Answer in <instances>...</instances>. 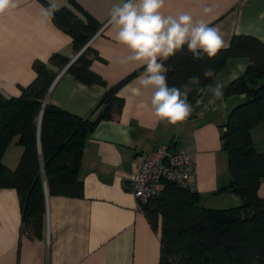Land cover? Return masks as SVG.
<instances>
[{
  "label": "crops",
  "instance_id": "1",
  "mask_svg": "<svg viewBox=\"0 0 264 264\" xmlns=\"http://www.w3.org/2000/svg\"><path fill=\"white\" fill-rule=\"evenodd\" d=\"M72 2L99 24L88 43L91 52L87 56L91 69L107 87L86 85L68 72V66L50 63L55 55L71 63L88 45L77 51L73 39L51 17L44 16L49 0H21L17 8L0 14V96L20 97L37 78L34 65L42 62L56 75L46 103L87 119L110 87L137 75L119 90L123 108L113 113L112 119L101 121L87 139L79 168L83 196L47 193L39 234L25 225L17 191L0 189V264H159L162 221L153 228L139 208L131 178L148 153L173 143L192 155L195 176L191 185L201 195L204 207H243L237 194L219 193L231 180L229 156L222 141L225 125L229 113L245 102L244 96L224 99V94L233 81L244 76L251 62L244 57L229 59L210 83H223V98L202 94L189 118L172 125L158 120L151 107L152 90L138 83L143 66L119 63L131 53L115 40L109 13L124 0H54L58 9L75 11ZM202 6L212 7L213 13L204 16ZM163 11L166 15L188 13L218 26L225 44L222 49L243 37L264 43V0H166ZM99 114L97 111L92 119ZM251 138L256 151L264 154V122L251 130ZM17 141L3 156V164L13 171L24 153ZM258 194L264 199V182Z\"/></svg>",
  "mask_w": 264,
  "mask_h": 264
},
{
  "label": "trees",
  "instance_id": "2",
  "mask_svg": "<svg viewBox=\"0 0 264 264\" xmlns=\"http://www.w3.org/2000/svg\"><path fill=\"white\" fill-rule=\"evenodd\" d=\"M72 6L75 11L62 8L50 17L80 52L100 27L77 3L72 2ZM89 52L88 47L68 72L86 85L107 87L91 69ZM240 57L248 58L251 64L224 94V99L244 96L245 102L229 113L225 125L222 141L229 156L231 180L219 193L233 192L249 207L243 203V207L230 210L209 209L201 204V195L193 188L166 183L163 192L142 208L153 228L162 221L159 264H264V199L258 194L264 182V154L256 151L251 138V130L264 122V43L250 37L236 39L211 59L206 55L194 57L185 45L163 63L168 86L183 91L190 77H200L202 86L210 84L229 59ZM50 63L63 68L70 61L55 55ZM208 67L216 72L209 80L203 77V69ZM34 70L36 80L22 90L20 97L0 96V189L17 191L25 225L39 234L47 193L83 196L79 168L87 139L101 121L112 119L113 113L123 108L119 90L137 74L110 87L93 115L82 119L45 103L56 75L42 62H37ZM188 91L194 108L202 94L197 95L192 85ZM97 111L100 114L93 120ZM15 139L24 153L13 171L3 164V156ZM245 209L252 214L245 215Z\"/></svg>",
  "mask_w": 264,
  "mask_h": 264
},
{
  "label": "clouds",
  "instance_id": "3",
  "mask_svg": "<svg viewBox=\"0 0 264 264\" xmlns=\"http://www.w3.org/2000/svg\"><path fill=\"white\" fill-rule=\"evenodd\" d=\"M21 0H0V14L19 6ZM166 0H124L111 9L110 25L115 29V40L125 46L130 55L121 57L119 63H140L144 71L137 78L145 89H151V107L154 115L161 121L177 125L186 121L193 111L189 101V85L194 86L197 95L211 93L216 100L223 98V83L202 86L200 77H190L181 91L169 87L163 61L181 50L185 45L194 57L206 55L214 58L225 46L218 26H210L204 19L196 20L188 13L166 15ZM58 6L49 0L44 16L50 17ZM214 9L202 6V13L208 16ZM216 76L215 69H203L204 79Z\"/></svg>",
  "mask_w": 264,
  "mask_h": 264
},
{
  "label": "built area",
  "instance_id": "4",
  "mask_svg": "<svg viewBox=\"0 0 264 264\" xmlns=\"http://www.w3.org/2000/svg\"><path fill=\"white\" fill-rule=\"evenodd\" d=\"M88 47L89 45L85 50ZM79 56L74 58L67 69ZM194 176L195 163L187 150L173 143L160 145L146 155L143 163L131 178L133 193L139 208L142 209L152 199L158 197L163 192L166 183L192 188L191 183Z\"/></svg>",
  "mask_w": 264,
  "mask_h": 264
},
{
  "label": "water",
  "instance_id": "5",
  "mask_svg": "<svg viewBox=\"0 0 264 264\" xmlns=\"http://www.w3.org/2000/svg\"><path fill=\"white\" fill-rule=\"evenodd\" d=\"M46 102H47V101H45V103H46ZM45 188H46V184H45ZM46 191H47V189H46ZM243 203H244L245 206L249 207V204L247 203L246 200H244ZM244 214L247 215V216H250V215L252 214V211L249 210V209H245V210H244Z\"/></svg>",
  "mask_w": 264,
  "mask_h": 264
}]
</instances>
